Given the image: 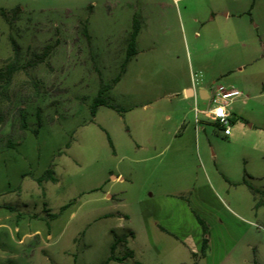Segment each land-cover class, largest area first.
<instances>
[{
    "label": "rangeland",
    "instance_id": "1",
    "mask_svg": "<svg viewBox=\"0 0 264 264\" xmlns=\"http://www.w3.org/2000/svg\"><path fill=\"white\" fill-rule=\"evenodd\" d=\"M1 10L8 21L0 15V70L14 65L16 72L9 86L0 81V264H103L114 235L127 238L117 257L135 252L123 264H194L180 241L147 229L137 197L151 193L142 187L145 173L160 168L180 141L192 146L187 191L206 174L227 187L246 173L264 191V0H0ZM134 20L139 55L107 96L129 106V95L143 96L154 84L159 99L147 111L100 107L93 117L101 83L111 85L122 69ZM186 76L208 91L216 84L242 94L232 106V136L205 121L181 140L170 135L160 158L146 161L136 142L145 146L158 128L173 133L175 115L169 109L167 120L165 108L179 99ZM51 165L58 182L38 185L33 178ZM120 175L124 182L112 180ZM181 178L169 177V191ZM241 188L248 198V212L241 214L248 242L264 246V208L256 214L250 192ZM73 200L49 221L45 209L57 213ZM261 254L250 246L248 260L238 264H264Z\"/></svg>",
    "mask_w": 264,
    "mask_h": 264
},
{
    "label": "crops",
    "instance_id": "2",
    "mask_svg": "<svg viewBox=\"0 0 264 264\" xmlns=\"http://www.w3.org/2000/svg\"><path fill=\"white\" fill-rule=\"evenodd\" d=\"M194 23L201 25L206 24V22H201L197 19L194 20ZM138 38L139 34L137 36V45ZM136 52L137 53L131 57L127 64L125 73L120 81L114 87L123 83L129 71L128 67L131 66L134 59L139 55V52ZM248 62L249 65L252 63L254 64L256 59L252 58ZM172 76L170 74L169 79H171ZM171 82L172 80H169L168 84ZM153 85L154 84L151 85L150 89L145 91L146 94L143 96L139 95L133 97L129 95L130 105H120V107L123 108L125 112H132L138 108L147 111L152 107V103L159 99L157 95L159 90ZM179 96V99L173 104V107L165 108L168 110L166 111L167 115L165 117L167 120L172 119V116L168 114L170 112L169 109H171V112L175 115L174 119H176V126L173 133L167 128H158L157 132L147 140L145 146L138 141L136 142L137 149L145 150L146 153L144 156L146 157V161H156L160 158L158 151L166 144L170 135L175 139L181 140L189 129L198 131V125L205 121L215 126L213 121L205 114H199L204 118L199 120L200 116L197 115L195 111L196 107L199 108V104L209 102L208 90L206 88L199 87L197 92H194L192 78L191 76H186V81L181 86V93ZM235 121L234 118L233 122ZM183 129L184 131H182V134L181 130ZM202 130L205 131V128ZM223 136L225 138H230L232 133L230 136H225L224 134ZM112 143L114 154L118 155V150L120 149L115 144L114 140H112ZM191 151V145L180 141L169 157L164 161L163 158L160 159V163L162 164L160 168H157V170L155 169L154 172L145 173L146 178L141 181L142 187L148 188L151 193L145 196L137 194V197L139 198L141 214L147 229H158L180 241L195 260L194 264H201V262H203V264L243 263L248 260L250 246L254 252L256 251L258 256H260L261 251V255H264V246L261 242L252 244L248 242V228L243 224V219L241 217V214H247L248 212V198L246 194L243 195V190L238 189H243L241 187H245L247 191L250 192L248 186L243 183L244 179H247L245 176H248V174L246 173L245 176L241 177L237 175L236 179H233L231 182L228 181L229 184H227V187L219 182H216L215 185L213 179L206 174L200 182L195 185L192 191H187V181L193 177L192 170L187 166L189 163V155L192 153ZM172 175L182 177L181 183L173 187L174 190L176 189V191L173 192L169 191L168 187V179ZM133 179L134 177L131 175V182H133ZM112 180L120 182L125 181L124 177L121 175L112 176ZM233 190L235 194L231 196ZM188 192L190 193V197L186 195ZM106 198L114 200L115 196L107 194ZM252 199L254 205L252 210L258 214L259 209L264 207L256 209L253 196ZM228 201L232 204L231 206H233V208L229 205ZM197 217L206 223L210 233L209 250L205 257H201L204 232ZM131 237H134V233ZM132 252L134 254L130 259L133 260L135 258V252Z\"/></svg>",
    "mask_w": 264,
    "mask_h": 264
},
{
    "label": "trees",
    "instance_id": "3",
    "mask_svg": "<svg viewBox=\"0 0 264 264\" xmlns=\"http://www.w3.org/2000/svg\"><path fill=\"white\" fill-rule=\"evenodd\" d=\"M19 11H20L19 8L13 9L11 11V14L15 17V15H17ZM0 15L5 20L8 21L5 10H1ZM9 22H11V21L9 20ZM139 31H140V25L136 20H134L133 31L131 33L130 38L127 41L128 42L127 55H126V59H125L123 65H122V69H121L119 75L113 80L111 85H105L103 82L101 83V88L99 90L98 96L95 98V100L92 104V107H91V113H92L93 117L96 116L97 111L100 107H107V108L115 110L119 113L125 112V110L123 108H121L118 105L113 104L112 101L110 100V97L107 96V94L113 89V85H116L120 81L121 77L125 73V68H126L127 64L129 63L131 57H133L137 53L136 47H137V36L139 34ZM10 41L12 43L14 53H15V55H17L18 46L12 37H10ZM15 72H16V67L14 65L10 66L7 69V71L4 73L2 70H0V81L1 80L5 81V87L9 86L11 84L12 78H13ZM21 117H22V127H23V129H27L25 115L23 114V115H21ZM38 125H39V127L42 126L41 121H39ZM34 133L36 134V133H38V131L36 130ZM108 140H109V144L112 147L113 153H114L113 143H112V140L109 137V135H108ZM25 176H27V175H25ZM248 178H250V176H248ZM33 179L40 186H42L44 183H48V182L56 183L57 178H56V172L54 169V165H51L40 177H34ZM243 183L248 186V188H249V190H250V192L254 198L255 208L257 209L260 207H264V191L260 188H256L255 186H253L247 179H244ZM43 195L45 196V193H43ZM74 203H75V200L71 201L69 204L63 206L60 209V211L57 213H51V210H47V209H45L44 212L47 214L49 221H53V220L58 219ZM105 217H109V216H105ZM197 219H198L200 225L202 226L203 232H204L201 257H205L206 254L208 253V250H209L210 233H209V229H208V226L206 225V223L204 221H202L199 217H197ZM47 225L49 226L48 222H47ZM130 235L133 236V233L130 232ZM113 241L114 242L111 246V255L103 264H109L110 262H118L120 264H123L126 259L133 257L134 253L131 250H129L127 252L126 256L121 257V258H119L115 255L116 248L119 244L127 245L126 236L118 237V236L114 235ZM254 262H255V264H258L256 260ZM135 264H139V263L136 262Z\"/></svg>",
    "mask_w": 264,
    "mask_h": 264
},
{
    "label": "built area",
    "instance_id": "4",
    "mask_svg": "<svg viewBox=\"0 0 264 264\" xmlns=\"http://www.w3.org/2000/svg\"><path fill=\"white\" fill-rule=\"evenodd\" d=\"M199 85L198 80L193 79L194 92H197ZM241 96L242 94L237 90H228L224 86L214 84L208 91V101L211 105L205 111L196 107V114L207 115L225 136H230L235 118L233 102Z\"/></svg>",
    "mask_w": 264,
    "mask_h": 264
}]
</instances>
